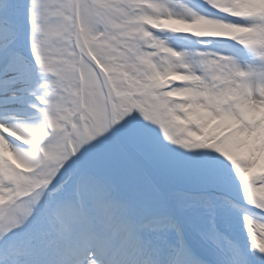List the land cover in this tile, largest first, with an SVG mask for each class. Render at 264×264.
<instances>
[{"label":"snow or ice","instance_id":"1","mask_svg":"<svg viewBox=\"0 0 264 264\" xmlns=\"http://www.w3.org/2000/svg\"><path fill=\"white\" fill-rule=\"evenodd\" d=\"M0 264H264V0H0Z\"/></svg>","mask_w":264,"mask_h":264}]
</instances>
